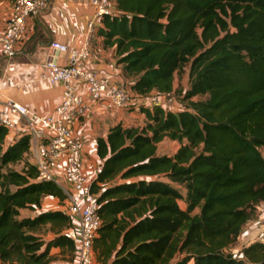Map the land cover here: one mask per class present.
Instances as JSON below:
<instances>
[{"label":"trees","instance_id":"trees-1","mask_svg":"<svg viewBox=\"0 0 264 264\" xmlns=\"http://www.w3.org/2000/svg\"><path fill=\"white\" fill-rule=\"evenodd\" d=\"M113 2L116 14L101 17L97 33L115 48L131 92L176 96L175 74L187 64L189 85L177 93L183 110L142 109L144 126L117 124L97 139L95 261L264 264V242L227 251L264 204V0ZM6 134L0 127V264H53L54 247L72 259L66 212L21 214L45 196L62 203L63 190L26 160L28 135L5 146ZM164 139L178 143L172 155L157 153Z\"/></svg>","mask_w":264,"mask_h":264},{"label":"built area","instance_id":"built-area-1","mask_svg":"<svg viewBox=\"0 0 264 264\" xmlns=\"http://www.w3.org/2000/svg\"><path fill=\"white\" fill-rule=\"evenodd\" d=\"M48 4V0H13L4 25L0 27V55L13 58L22 51L31 33L32 20ZM95 12L87 23L90 36L103 16L116 14L113 0H92ZM50 47L67 53L65 64L44 61L40 65V80L60 84L59 102L52 113L40 114L13 101L4 99L0 87V127L9 134L28 135L33 140L30 149L32 165L39 179L53 180L65 194L62 210L75 225L71 237L75 241V264H94L93 241L97 236L101 219L97 213L96 195L90 190L88 177L83 171L81 140L72 131V124L83 114L88 102L105 103L118 111H136L162 107L165 111H180L185 107L174 94L152 93L147 97L133 94L120 80L105 76L83 66L89 55V45L80 47L53 41ZM140 112V111H139ZM64 159L63 179L55 177L51 169ZM255 239L264 242V215L255 224Z\"/></svg>","mask_w":264,"mask_h":264},{"label":"crops","instance_id":"crops-1","mask_svg":"<svg viewBox=\"0 0 264 264\" xmlns=\"http://www.w3.org/2000/svg\"><path fill=\"white\" fill-rule=\"evenodd\" d=\"M91 1L48 0L47 7L32 20L31 33L22 51L13 58L0 55V87L4 99L10 98L40 114L52 113L59 102L61 86L41 81L40 65L44 61H54L62 65L68 59L67 53H61L50 47L53 41L64 43L69 47H80L88 43L89 55L83 61V66L102 75L112 76L129 86L131 79L123 74L122 65L117 63L115 48L105 46L103 37L97 33L101 23H96L97 28L90 36L87 34V23L95 12ZM12 2L13 0H0V27L4 25L9 16ZM135 116L145 120L144 114L139 111L128 113L118 111L105 103L88 102L83 114L74 121L71 128L74 135L81 140L83 171L89 181L96 177L102 165V160L97 154V139H106L112 126L117 124L127 126L130 119ZM18 137L20 135L14 133L5 136V146ZM29 145L26 160L31 163L30 149L33 140H29ZM51 172L55 177L63 179V158L53 165ZM56 209H62V203L55 197L45 196L41 200L40 208L22 209L21 214L22 216H34L42 211ZM263 211L264 205L261 204L257 218L264 215ZM255 226L254 224L253 227L251 225L245 227L239 250L255 239ZM74 228L75 225L69 229L70 236ZM52 237L53 234H47L44 239ZM58 252L57 247L50 250L51 255L58 254ZM53 264H75V260L68 257L55 258Z\"/></svg>","mask_w":264,"mask_h":264},{"label":"rangeland","instance_id":"rangeland-1","mask_svg":"<svg viewBox=\"0 0 264 264\" xmlns=\"http://www.w3.org/2000/svg\"><path fill=\"white\" fill-rule=\"evenodd\" d=\"M188 69H189V64H187L183 68L182 72H178L177 74H175V77H174V88H175L176 98L179 96V95L177 96V93H179L181 90H185L188 87V85H189ZM198 99H202V98H200V97H195L194 98V100H198ZM177 100L180 101L179 98H177ZM139 111L141 112V110H139ZM127 112L129 113V112H133V111H127ZM134 112H136V111H134ZM145 123H146V121L143 118H139V116H135L134 118L130 119V121L127 124V126H140L141 127V126H144ZM178 146L179 145H178V143L176 141H170L168 139H164L163 141H161V142H159L157 144V153L159 155H162V154L172 155L177 150ZM262 153L264 154V150L262 151ZM12 168H14L16 170H19L21 168V163H16V164L12 165ZM160 179L166 181V179L164 177H162ZM178 188H179V190L181 192H184V189L181 186H178ZM179 203H180L181 207H184V203L182 201H180ZM258 220H259V218H256L255 220H252V221L248 222L243 227L242 234L238 238L237 242L234 245H232L231 248H229L227 250L228 252L234 254L235 256L239 255V247L241 245L242 235L244 234L243 231L245 230V227L247 228V226H250V225L253 227V225L256 224L258 222ZM46 227H48V225ZM46 227H44V228H46ZM44 228H42L40 230V233L42 234L43 237H46L47 234H51L52 235V232L48 231L47 228H46V230ZM54 255H52V256H54L55 258L66 257V253L63 254L60 251L58 252V254H54Z\"/></svg>","mask_w":264,"mask_h":264}]
</instances>
